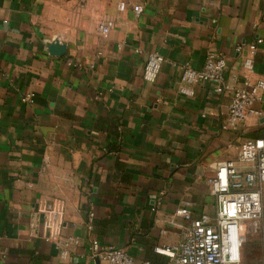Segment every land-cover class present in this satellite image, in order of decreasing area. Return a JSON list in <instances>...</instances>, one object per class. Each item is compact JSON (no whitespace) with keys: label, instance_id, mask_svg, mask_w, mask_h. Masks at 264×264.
Listing matches in <instances>:
<instances>
[{"label":"crops","instance_id":"0c3cea01","mask_svg":"<svg viewBox=\"0 0 264 264\" xmlns=\"http://www.w3.org/2000/svg\"><path fill=\"white\" fill-rule=\"evenodd\" d=\"M257 38L251 73L240 57ZM151 52L164 57L155 82L143 78ZM211 53L235 86L264 78V0H0V264H106L92 239L169 264L154 249L184 239L176 208L214 215L217 163L260 132L254 118L226 127L230 93L182 90L181 66ZM54 198L61 236L81 241L66 258L36 214Z\"/></svg>","mask_w":264,"mask_h":264},{"label":"built area","instance_id":"2783aa9c","mask_svg":"<svg viewBox=\"0 0 264 264\" xmlns=\"http://www.w3.org/2000/svg\"><path fill=\"white\" fill-rule=\"evenodd\" d=\"M124 7V4L122 5ZM136 14L143 11L140 4L133 6ZM111 23H99V29L107 33ZM262 38L247 45L246 53L240 59L244 68L255 72V55ZM243 45L235 51L243 52ZM164 57L159 52H151L145 63L143 78L155 82L162 69ZM227 63L223 56L211 53L203 67L197 69L189 64L181 66L182 90L193 94L192 85L206 82L218 93H230V103L226 127L238 129L247 120L254 118L258 134L247 137L239 148L235 159H225L217 163L214 175L209 179L210 193L215 196L217 208L214 215L201 213L193 216V202L184 200L175 210V215L189 221L184 239L175 244L155 247V252L168 258L169 264H247L245 251L250 228L258 229L262 236L263 256L259 264H264V107L256 103L263 100L264 78L238 87L226 76ZM25 100L33 102V95ZM160 204V201L157 202ZM65 201L54 198L39 203L36 214L42 219L44 238L54 240L62 258H66L75 246L80 244L77 236L62 237ZM95 212H87L86 223L93 227ZM90 257L106 264H151L148 260H137L126 247L102 244L98 239L90 241ZM89 264H92L90 262Z\"/></svg>","mask_w":264,"mask_h":264},{"label":"rangeland","instance_id":"374dc122","mask_svg":"<svg viewBox=\"0 0 264 264\" xmlns=\"http://www.w3.org/2000/svg\"><path fill=\"white\" fill-rule=\"evenodd\" d=\"M263 256V243L262 236L258 229L252 226L250 228V234L248 235V242L246 244V263L247 264H259Z\"/></svg>","mask_w":264,"mask_h":264},{"label":"water","instance_id":"95a60500","mask_svg":"<svg viewBox=\"0 0 264 264\" xmlns=\"http://www.w3.org/2000/svg\"><path fill=\"white\" fill-rule=\"evenodd\" d=\"M264 119H262V121H263Z\"/></svg>","mask_w":264,"mask_h":264}]
</instances>
